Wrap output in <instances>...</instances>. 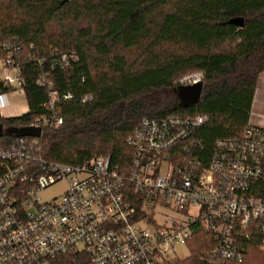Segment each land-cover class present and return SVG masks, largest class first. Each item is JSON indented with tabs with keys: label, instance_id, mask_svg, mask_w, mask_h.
Here are the masks:
<instances>
[{
	"label": "built area",
	"instance_id": "2783aa9c",
	"mask_svg": "<svg viewBox=\"0 0 264 264\" xmlns=\"http://www.w3.org/2000/svg\"><path fill=\"white\" fill-rule=\"evenodd\" d=\"M17 49L0 44V79L21 89ZM77 59L61 52L50 66L65 69ZM72 98L48 86L46 112L30 124L40 135L0 136V264H52L71 253L85 264H168L190 255L187 241L199 232L207 235L203 264H264V126L249 123L209 148L198 135L204 114L146 116L125 139L123 163L109 154L49 159L43 129L62 124L59 105ZM92 98L86 93L80 102ZM58 182L63 192L43 200L40 192Z\"/></svg>",
	"mask_w": 264,
	"mask_h": 264
},
{
	"label": "trees",
	"instance_id": "16d2710c",
	"mask_svg": "<svg viewBox=\"0 0 264 264\" xmlns=\"http://www.w3.org/2000/svg\"><path fill=\"white\" fill-rule=\"evenodd\" d=\"M3 42L18 46L13 55L28 105L19 116H0L3 127L29 126L45 113L53 86L73 98L59 105L62 124L43 129L44 156L76 162L109 154L123 163L130 154L125 139L146 116L204 114L198 135L209 148L249 124L264 71V0H0ZM70 50L77 61L52 69L57 55ZM192 71L202 74V90L183 104L176 81ZM11 89L0 79V93ZM86 93L93 98L81 103ZM206 236L196 234L187 241L190 255L168 264H203ZM85 263L72 253L52 262Z\"/></svg>",
	"mask_w": 264,
	"mask_h": 264
},
{
	"label": "rangeland",
	"instance_id": "374dc122",
	"mask_svg": "<svg viewBox=\"0 0 264 264\" xmlns=\"http://www.w3.org/2000/svg\"><path fill=\"white\" fill-rule=\"evenodd\" d=\"M0 75H1V73H0ZM200 75H201V73L197 72V71L189 72V73L179 77L176 81V84H178V85L185 84V82L193 79L194 77H198ZM263 91H264V72H262L258 78L257 88H256V92H255L256 95L254 96V101H253V106H252V114L250 116L251 122H256L257 120L260 119L258 117V115H256V111H257L258 107L260 108L261 106H263V108H264ZM64 187H65L64 182L55 183V184L49 186L48 188L42 190L40 192V197L43 200H49L51 198H54L58 194L63 192ZM178 250L180 251V253L183 256H186L188 253L187 249L183 246L182 247L180 246Z\"/></svg>",
	"mask_w": 264,
	"mask_h": 264
},
{
	"label": "crops",
	"instance_id": "0c3cea01",
	"mask_svg": "<svg viewBox=\"0 0 264 264\" xmlns=\"http://www.w3.org/2000/svg\"><path fill=\"white\" fill-rule=\"evenodd\" d=\"M264 72V71H263ZM264 94V91H263ZM256 95V94H255ZM253 106V104H252ZM28 111V105L23 91L20 88L13 87L10 91L0 93V116L15 117ZM252 114V110H251ZM256 115L260 118L256 122L249 123L264 126V108L258 107ZM251 116V115H250Z\"/></svg>",
	"mask_w": 264,
	"mask_h": 264
},
{
	"label": "water",
	"instance_id": "95a60500",
	"mask_svg": "<svg viewBox=\"0 0 264 264\" xmlns=\"http://www.w3.org/2000/svg\"><path fill=\"white\" fill-rule=\"evenodd\" d=\"M236 24L242 25V19L236 18L233 20ZM203 83L202 81L188 84V85H179V97L183 104H187L189 102H195L202 90ZM4 133L7 134H19V135H30L38 137L41 133V129L39 127L35 126H24V127H7L4 128L3 125L0 123V136H2Z\"/></svg>",
	"mask_w": 264,
	"mask_h": 264
}]
</instances>
